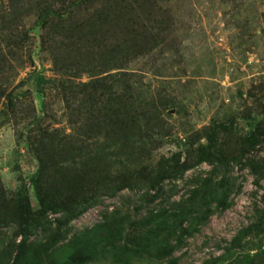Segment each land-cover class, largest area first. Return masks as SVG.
I'll return each instance as SVG.
<instances>
[{
  "label": "trees",
  "instance_id": "trees-1",
  "mask_svg": "<svg viewBox=\"0 0 264 264\" xmlns=\"http://www.w3.org/2000/svg\"><path fill=\"white\" fill-rule=\"evenodd\" d=\"M30 15L41 30L40 50L47 52L54 76L35 71L19 84H31L40 95V112L33 103L28 106L27 116L20 117L28 119L27 130L18 137H24L37 161L30 178L37 207L27 184L10 195L0 181V264H178L175 252L186 239L214 212L230 207L235 188L230 165L240 164L264 141V116L246 119L247 131L233 153L218 142V133L233 127L220 122L180 142L184 151L153 161L154 140L144 133L162 126L161 114L176 103L159 92L158 102L144 94L129 64L175 44L176 17L164 0H7L0 9L4 117L17 115L16 99L29 91L7 90L11 77L6 70L25 47L29 36L22 22ZM49 88L61 102L69 132L43 123ZM203 134L205 143L199 139ZM204 162L212 165L207 176H194L187 196L170 201L174 186L164 188L166 180L182 178ZM243 165L264 176V161L246 159ZM125 189L143 190L133 214L114 206L91 226L71 231L84 211ZM257 212L223 252L203 264H264V206ZM250 244L258 248L254 254Z\"/></svg>",
  "mask_w": 264,
  "mask_h": 264
},
{
  "label": "rangeland",
  "instance_id": "rangeland-1",
  "mask_svg": "<svg viewBox=\"0 0 264 264\" xmlns=\"http://www.w3.org/2000/svg\"><path fill=\"white\" fill-rule=\"evenodd\" d=\"M6 3L7 0H0V9ZM164 4L176 17L175 44L156 49L129 64V68L139 75L137 79L144 94L157 100L159 92L161 98L176 103L174 108L161 114L162 126L144 133L154 140L153 161L184 151L180 142L190 136L197 138V131L220 122L233 127L231 132L218 133V142L225 152L233 153L247 131L249 120L246 119L264 116V0H164ZM22 23L29 37L25 47L16 53L17 59L10 62L13 68L6 70L11 77L7 90L14 89L16 93L25 89L29 91L16 99L20 104L17 115L9 113L4 117L0 113V181L10 195L21 183L27 184L36 208L30 178L36 173L37 161L28 151L24 137H18L20 131L27 130L28 119L20 117L27 116L28 106L33 103L40 112V95L32 91L31 84L20 87L19 84L35 71L47 77L54 75L47 52L40 50L41 30L34 26V15L25 17ZM27 51H30L31 60L27 59ZM21 60L25 64L20 67ZM82 80L86 77L83 76ZM45 92L43 100L47 117L43 123L50 128L63 127L69 132L61 102L52 96L50 88ZM204 135L199 137L202 143L206 142ZM246 159L264 161V141L249 150L240 164L230 165L229 175L235 185L230 195V207L214 212L198 232L186 239L175 252L179 257L178 264H203L219 255L238 230L256 220L257 211L264 206V176L257 177L250 167L243 165ZM211 168L212 165L204 162L187 170L182 178L166 180L164 188L174 186L169 200L186 197L191 179L197 175L207 176ZM142 192L140 189H125L114 197H103L100 203L88 208L72 222L71 231L91 226L101 218L103 210L114 206H121L133 214L135 206L141 204ZM158 200L143 204L136 214H143ZM249 247L252 254L258 249L255 244ZM91 264L110 263L101 260Z\"/></svg>",
  "mask_w": 264,
  "mask_h": 264
}]
</instances>
